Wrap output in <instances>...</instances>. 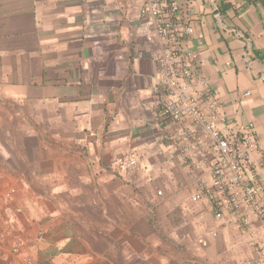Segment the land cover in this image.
I'll return each instance as SVG.
<instances>
[{"label": "crops", "instance_id": "0c3cea01", "mask_svg": "<svg viewBox=\"0 0 264 264\" xmlns=\"http://www.w3.org/2000/svg\"><path fill=\"white\" fill-rule=\"evenodd\" d=\"M180 1L264 181V0ZM142 3L0 0V264H255L263 223L192 200L199 173L161 140Z\"/></svg>", "mask_w": 264, "mask_h": 264}, {"label": "built area", "instance_id": "2783aa9c", "mask_svg": "<svg viewBox=\"0 0 264 264\" xmlns=\"http://www.w3.org/2000/svg\"><path fill=\"white\" fill-rule=\"evenodd\" d=\"M140 13L150 27L149 39L158 43L152 53L158 67L153 104L161 140L199 173L192 200L210 203L218 220L233 214L240 228L254 235L251 213L264 228V181L249 175L258 143L254 123L228 122L217 92L185 46L194 26L180 0H143ZM136 164L134 156L120 160L122 167ZM253 243L254 263L264 264V243ZM20 246L16 243L14 250Z\"/></svg>", "mask_w": 264, "mask_h": 264}, {"label": "rangeland", "instance_id": "374dc122", "mask_svg": "<svg viewBox=\"0 0 264 264\" xmlns=\"http://www.w3.org/2000/svg\"><path fill=\"white\" fill-rule=\"evenodd\" d=\"M119 164H120V163H119ZM136 165H137V164H136ZM136 165H135V166H136ZM117 166H118V165H117ZM135 166H134V167H135ZM119 167H120V166H119ZM119 167H118V168H119ZM134 167H133V169H134ZM116 168H117V167H116ZM118 168H117V169H118ZM126 169H132V167H131V168H126Z\"/></svg>", "mask_w": 264, "mask_h": 264}]
</instances>
